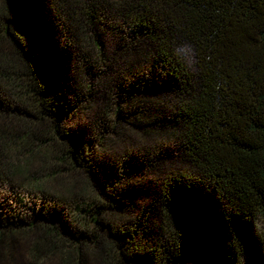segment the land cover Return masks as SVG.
I'll use <instances>...</instances> for the list:
<instances>
[{
    "label": "trees",
    "instance_id": "obj_1",
    "mask_svg": "<svg viewBox=\"0 0 264 264\" xmlns=\"http://www.w3.org/2000/svg\"><path fill=\"white\" fill-rule=\"evenodd\" d=\"M98 95L172 149L97 158L107 128L73 120ZM164 157L183 168L138 180ZM20 248L264 264V0H0V261Z\"/></svg>",
    "mask_w": 264,
    "mask_h": 264
},
{
    "label": "rangeland",
    "instance_id": "obj_2",
    "mask_svg": "<svg viewBox=\"0 0 264 264\" xmlns=\"http://www.w3.org/2000/svg\"><path fill=\"white\" fill-rule=\"evenodd\" d=\"M110 101L102 95L92 98L84 108V113H78L73 120L74 124L84 125L86 121L100 119L101 123L107 128V134L103 138L101 145L94 148V153L97 158L107 157L112 162L118 161L120 157L137 153L136 149L141 145H148L155 154H167L165 150H171L172 145L168 143L169 138L165 135L167 131L162 132L161 128L168 130V122H160L154 126V131L148 133L141 132L140 129L134 126V120L128 119L129 115L125 108H122L123 118L118 119L114 125L112 117L104 115L103 111L108 107L107 102ZM164 119V118H162ZM169 152V151H168ZM164 164L161 168H152L150 171L136 174L138 180L158 181L163 175L169 173L171 170H178L180 168L179 162L174 161L170 157L161 158ZM68 179H66L67 183ZM21 198L29 199L25 194L20 195ZM142 203V202H141ZM25 262V255L23 249H16L10 260L4 259L0 264H23Z\"/></svg>",
    "mask_w": 264,
    "mask_h": 264
}]
</instances>
